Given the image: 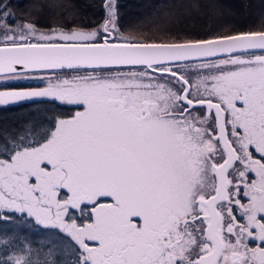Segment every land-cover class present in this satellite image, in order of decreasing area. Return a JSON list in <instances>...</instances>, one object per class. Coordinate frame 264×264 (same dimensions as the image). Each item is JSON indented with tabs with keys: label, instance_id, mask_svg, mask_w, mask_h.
Returning a JSON list of instances; mask_svg holds the SVG:
<instances>
[{
	"label": "snow or ice",
	"instance_id": "obj_1",
	"mask_svg": "<svg viewBox=\"0 0 264 264\" xmlns=\"http://www.w3.org/2000/svg\"><path fill=\"white\" fill-rule=\"evenodd\" d=\"M28 7L0 0V107L27 109L0 122V264H264V0L215 25Z\"/></svg>",
	"mask_w": 264,
	"mask_h": 264
},
{
	"label": "trees",
	"instance_id": "obj_2",
	"mask_svg": "<svg viewBox=\"0 0 264 264\" xmlns=\"http://www.w3.org/2000/svg\"><path fill=\"white\" fill-rule=\"evenodd\" d=\"M67 5L66 9H45L49 16V22H59L61 13L68 16L75 13L85 24L102 22L105 15V0H59ZM192 2L200 5L199 9H193L195 19L211 21L214 25L219 22L239 20L245 15L254 16L259 12L260 0H118L119 12L123 17L122 23L128 25L137 18L153 14L159 10L161 4L171 5L166 11L175 12L178 15L188 17L185 7ZM10 8H13L17 18H33L37 15L35 9L29 8L31 0H4ZM179 8V10H178ZM200 28V24L196 25ZM0 90H7L0 87ZM26 108L19 105L0 107V122L11 123ZM2 252V247H0Z\"/></svg>",
	"mask_w": 264,
	"mask_h": 264
},
{
	"label": "water",
	"instance_id": "obj_3",
	"mask_svg": "<svg viewBox=\"0 0 264 264\" xmlns=\"http://www.w3.org/2000/svg\"><path fill=\"white\" fill-rule=\"evenodd\" d=\"M4 83H16V82H4Z\"/></svg>",
	"mask_w": 264,
	"mask_h": 264
},
{
	"label": "flooded vegetation",
	"instance_id": "obj_4",
	"mask_svg": "<svg viewBox=\"0 0 264 264\" xmlns=\"http://www.w3.org/2000/svg\"><path fill=\"white\" fill-rule=\"evenodd\" d=\"M244 202H246V199H245V201ZM237 215H239L238 213H237Z\"/></svg>",
	"mask_w": 264,
	"mask_h": 264
}]
</instances>
